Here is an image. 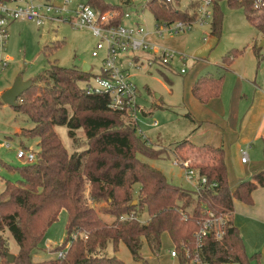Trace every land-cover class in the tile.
<instances>
[{
  "label": "trees",
  "instance_id": "16d2710c",
  "mask_svg": "<svg viewBox=\"0 0 264 264\" xmlns=\"http://www.w3.org/2000/svg\"><path fill=\"white\" fill-rule=\"evenodd\" d=\"M185 1L188 3L182 7ZM88 3L102 13L117 12L114 24L122 23L123 6L108 5L103 0ZM223 3L242 9L247 21L264 36V0H214L210 22L212 36L221 38ZM199 6L197 0L146 3L157 25L195 22ZM253 51L258 62L264 60V46L254 45ZM243 54L244 51L233 49L222 62L230 66ZM91 75L82 69L51 63L17 101L14 109L33 123L32 128L22 129L21 135L38 139L39 151L35 162L7 167L18 173L20 179L15 183L7 182L0 193V264H126L116 256L101 253L108 251L111 245L116 252L120 243L127 246L135 262H140L144 242L156 254L162 248L165 233L177 250L184 243L195 251L194 235L209 216V210L225 218V234L221 240L212 233L203 239L199 251L201 261L204 264H252L241 232L233 223L234 202L224 148L198 147L189 138L175 143L177 151L186 147L193 150L194 156H185L183 161L189 162L199 178L205 176L208 180V186L194 197L193 191L173 185L164 173L139 159V156L161 159L165 150L143 139L131 118L109 110L105 96L88 95L84 91L81 83ZM187 117L196 123L190 115ZM58 127L67 129L70 147L64 144ZM213 183L217 187L210 188ZM137 184L140 188L135 199L133 193ZM101 202L107 207L98 211L95 204ZM63 210L68 213L67 236L55 251L65 252V259L57 256L34 261L33 252ZM100 212L112 216L114 221L109 224ZM143 212L144 222L120 220ZM77 232L86 233L87 238L74 240ZM9 235L18 246L13 263L7 259V254L11 253Z\"/></svg>",
  "mask_w": 264,
  "mask_h": 264
},
{
  "label": "rangeland",
  "instance_id": "374dc122",
  "mask_svg": "<svg viewBox=\"0 0 264 264\" xmlns=\"http://www.w3.org/2000/svg\"><path fill=\"white\" fill-rule=\"evenodd\" d=\"M112 6H123L125 14L130 17L125 19L124 25L131 26L141 23L149 27L153 32L157 25L151 11L146 9V3L150 0H103ZM190 2V0H188ZM89 0H76V4H87ZM188 2H183L182 7ZM224 22L220 39L211 35L210 22L196 23L192 29L178 35L160 38V42H178L184 50L174 48L179 55L184 56L180 64L175 60L171 65H162L159 62L151 66L148 73L135 71L134 82L139 89V103L146 112L152 111V116H141L139 120L138 133L143 138L160 149H164L161 159H152L139 156V159L151 167L158 169L165 174L168 181L173 185L186 190L193 191V185L186 180L183 167L174 163L175 159L183 161L185 156H194L193 150L186 147L182 151L176 150L177 142L189 138L194 141L196 124L188 119V111L183 104V79L186 73L194 66L203 63L222 62L223 57L231 50H242L244 54L236 58L232 64L242 67H251L257 64L253 53L250 52L253 45L263 46V38L259 32L247 21L244 11L238 8H231L226 3L222 4ZM213 10V8H212ZM213 16V12H212ZM59 47L55 48L56 45ZM97 44V39L89 30H75L65 23L47 22L38 27L33 23L18 21L8 27V40L6 53L11 58L10 66L0 77V193L7 182L15 183L20 179L18 173L8 170L10 167H20L27 164L25 160L17 158V151L20 148L39 151L38 139H27L21 135L22 129L32 128L33 123L22 113H18L13 107L3 103L1 96L8 90L14 81L21 76L25 81H36L49 68L51 63H58L64 68L82 69L84 64L91 65V74L101 73L103 66L102 56L94 58L92 52ZM263 44V45H262ZM170 49V48H169ZM250 49V50H249ZM173 50V49H171ZM264 72V61L259 67ZM182 84V85H181ZM186 114V115H185ZM154 122L159 126L151 127ZM198 127V126H197ZM58 132L65 145L71 146L65 127H58ZM140 130L142 133H140ZM196 131V130H195ZM193 132V133H192ZM190 135V136H189ZM197 136V135H196ZM11 144L7 148V144ZM25 147V148H24ZM166 148V149H165ZM140 185L134 187V198H138ZM89 197V191L87 192ZM196 195H194L195 197ZM89 204L92 205L91 200ZM98 211L107 207L105 202L95 204ZM143 213H137L143 217ZM101 217L111 224L114 221L112 216ZM142 219V218H141ZM144 222V219H142ZM68 213L63 210L58 221L48 230L40 246L33 252L34 261H44L58 256L55 251L67 236ZM86 233L77 232V239L87 238ZM9 237L11 253L16 255L18 246L12 236ZM76 239V240H77ZM53 249L54 251H50ZM175 249L168 233L163 235V245L158 253H153L146 242L142 248L143 259L135 262L131 252L124 243H120L118 250L114 252L112 245L108 251L101 252L109 256H116L126 264H192L186 256L189 247L182 243L181 249L177 250L178 258H173L171 252ZM100 253V254H101Z\"/></svg>",
  "mask_w": 264,
  "mask_h": 264
},
{
  "label": "built area",
  "instance_id": "2783aa9c",
  "mask_svg": "<svg viewBox=\"0 0 264 264\" xmlns=\"http://www.w3.org/2000/svg\"><path fill=\"white\" fill-rule=\"evenodd\" d=\"M197 1L200 2V6L195 22L178 21L172 24H159L155 26L153 33L160 38L166 35L174 36L192 29L196 23L203 24L212 19L214 0ZM129 17L124 13L122 23L115 25L114 22L118 18L117 12L102 13L89 3L76 4V0H0V77L11 64V58L6 53V44L8 27L12 23L23 21L41 27L47 22H56L68 24L75 30H89L97 39L92 56L94 58L102 56L103 66L100 74L91 75L89 80L81 83V86L88 95L105 96L108 99V109L131 118L139 130L140 117L146 114V111L139 103V89L133 80L134 72L145 70L148 73L151 66L157 62L168 66L176 60L180 64L184 56L150 41L148 37L152 32L146 25L141 23L131 26L124 25L125 19ZM181 73L184 74L186 71L183 69ZM153 126H158V123L154 122ZM140 133H142L141 130ZM6 147L10 148L11 144L8 143ZM17 158L33 163L36 161V153L20 148L17 151ZM247 160L248 155L244 152L242 162L246 163ZM174 163L184 168L185 178L193 185V192L198 197L208 186L207 178L205 176L199 178L197 173L190 168L189 162L175 160ZM215 187H217L216 183L210 185V188ZM208 213L209 216L201 223L200 229L194 235L195 251L186 252L192 264H204L199 251L203 247L205 237L212 233L217 240H221L225 234V218L217 217L212 210ZM120 220L142 221L135 214L121 217ZM76 236L77 234L73 236L74 240L77 239ZM171 256L179 257L176 248L171 252ZM65 257V252L58 253V259H65Z\"/></svg>",
  "mask_w": 264,
  "mask_h": 264
},
{
  "label": "crops",
  "instance_id": "0c3cea01",
  "mask_svg": "<svg viewBox=\"0 0 264 264\" xmlns=\"http://www.w3.org/2000/svg\"><path fill=\"white\" fill-rule=\"evenodd\" d=\"M153 32L148 39L158 46L185 49L174 40L160 42ZM253 46L249 50L257 64L246 68L206 62L184 73L181 85L186 114L196 121L193 132L198 131L192 143L224 148L234 202L233 223L252 264H264V72L260 73L262 61L258 62ZM152 115V111L143 114ZM244 152L246 163L242 162Z\"/></svg>",
  "mask_w": 264,
  "mask_h": 264
},
{
  "label": "water",
  "instance_id": "95a60500",
  "mask_svg": "<svg viewBox=\"0 0 264 264\" xmlns=\"http://www.w3.org/2000/svg\"><path fill=\"white\" fill-rule=\"evenodd\" d=\"M90 70H91V65L89 64L83 65L82 71L84 73H88L90 72ZM32 85H33L32 80L25 81L21 76H19L14 81L13 85L2 94L1 99L3 103L13 108L17 107L18 105L17 101L19 100V98H21V96L26 91H28ZM134 204H136V201L134 202ZM50 251H53V249H51ZM7 259L9 263H13L15 260V255L7 254Z\"/></svg>",
  "mask_w": 264,
  "mask_h": 264
}]
</instances>
